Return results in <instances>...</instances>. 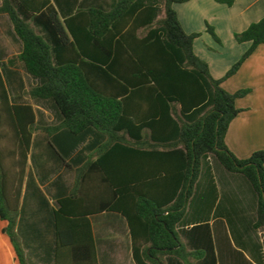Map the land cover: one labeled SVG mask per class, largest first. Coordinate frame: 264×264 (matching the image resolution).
Segmentation results:
<instances>
[{"label":"trees","instance_id":"obj_1","mask_svg":"<svg viewBox=\"0 0 264 264\" xmlns=\"http://www.w3.org/2000/svg\"><path fill=\"white\" fill-rule=\"evenodd\" d=\"M50 1L35 10L7 0L3 7L21 45L9 62L21 63L36 81L29 96L51 103L59 120L38 127L32 105L12 104L0 76V219L19 263L25 259L14 229L37 128L57 131L60 160L84 143L96 152L77 169L70 193L56 201L52 264H98L86 215H70L80 203L90 214L108 210L125 219L135 264H163V258L191 264L187 256L203 264L211 256L203 229L218 199L213 163L247 182L255 198L251 226L264 228V150L238 158L225 143L241 111L235 101L250 89L222 87L264 44V17L234 33L236 42L250 45L215 78L194 52L200 33L185 32L172 7L188 0H113L109 9L93 4L74 13H58ZM213 1L231 7L235 0ZM62 223L78 229L74 253L61 250L72 244Z\"/></svg>","mask_w":264,"mask_h":264},{"label":"crops","instance_id":"obj_2","mask_svg":"<svg viewBox=\"0 0 264 264\" xmlns=\"http://www.w3.org/2000/svg\"><path fill=\"white\" fill-rule=\"evenodd\" d=\"M7 1L14 8L27 6L32 10L43 2V0ZM112 1L51 0L50 3L58 13L61 11L74 13L81 6L103 3L110 5ZM184 3L191 6L193 4L198 7L204 6L203 14L200 15L199 10L196 12L190 10L188 14L191 19L187 18L188 14L184 18L185 9L180 5ZM4 6V0H0V76L7 89L9 100L12 104H31L38 127L57 125L58 116L51 109V103L36 102L29 96L28 91L36 84V81L24 71L18 60L9 62V59L19 54L21 45L13 34L12 25L6 13L3 12ZM172 7L185 32H195L192 22L197 16L201 18L203 15L201 19L208 22L215 33L216 31L220 33L221 28H226L233 39L235 32L245 30L251 22L264 17V0H235L231 7L213 0H188L173 3ZM216 35L220 43L213 40L219 44L222 53L225 49L221 38L217 33ZM196 40L197 38L194 40L193 49L197 55ZM208 43L207 48L213 49L211 42L208 41ZM249 45V42H244L240 43L239 47H234L220 68L216 66L212 55L201 59L208 63L212 76L219 78L230 68L229 65L240 58ZM222 87L230 93L242 88L250 89L246 96L237 98L235 101L236 107L241 111L229 124L225 136L227 147L238 158H246L255 150H264V44L256 47L236 73L222 83ZM57 136L56 130L48 135L40 128L32 133L26 176L20 197V209L14 229L15 235L22 237L20 247L25 264H52V252L55 246L53 212L58 209L56 201L67 196L72 190L77 169L96 156V152L87 149L84 143L69 157L60 160L55 152L62 145L56 142ZM125 140L132 142L127 136ZM32 148L34 153L31 151ZM32 156H34L33 159ZM222 179H224V192L227 193L232 185L227 186L230 182H226L224 177ZM220 202L218 195L215 207L207 221L208 228L203 229V232L208 235L205 241L211 249V256H205V259H202L203 264H264V228L254 229L251 226L255 216V204L247 209V213L243 208L235 209L225 206L220 208ZM80 204L75 206L78 212L70 213V215L76 216L78 213L86 215L84 217L90 223V235L94 241L95 258L98 264H129L127 260L135 264L125 219L120 214L108 210L90 214L83 211ZM79 219L69 218V221L74 222ZM6 224L5 220L0 219V264H20L12 243L3 232ZM74 226L61 224L62 230H69L70 236L68 235L67 241H72L71 245L64 246L61 250L73 253L78 250L76 245L79 242L74 238L78 229ZM123 252L128 253V256L123 255ZM172 259L169 257V261ZM187 260L191 264L197 263L190 256H187ZM165 263L166 260L163 258V264Z\"/></svg>","mask_w":264,"mask_h":264},{"label":"rangeland","instance_id":"obj_3","mask_svg":"<svg viewBox=\"0 0 264 264\" xmlns=\"http://www.w3.org/2000/svg\"><path fill=\"white\" fill-rule=\"evenodd\" d=\"M146 1L162 3V0H146ZM180 5H182L181 7L185 9L184 14H183L184 18L187 17L188 11L190 10L195 11V12L199 10L200 15L203 14L204 6H200V7L193 6L194 4L191 6L190 4L188 5L186 3L180 4ZM102 7L104 9H109L110 6L108 4L103 3ZM188 15L189 16L187 18L191 19L190 14ZM162 16H163V13L160 14V17ZM201 18L197 16V18H195L194 21L192 22L195 28L194 29L195 32L200 33V35L197 37L196 44H195V50L197 52V56H199L200 58H208L209 56L211 57L212 55V58L215 59L214 62L216 66L220 68L223 66L224 60L226 59V57H228L229 53H232V51L234 50V47L236 46L239 47L240 43L236 42L235 39H233V37L230 35V33L228 32L226 28L225 29L221 28L220 33L216 31V33L221 38L222 44L225 49V51L221 53L219 49V44L214 42L211 34L207 30L206 24L209 25V23L204 22L203 19ZM29 22L33 30L36 33L43 34V32L40 30L39 27L35 26L32 23V21H29ZM208 41L211 42V46L213 49L207 48L209 44ZM13 48H15L14 44H13ZM31 151L32 153H34V148H32ZM33 158L34 156H32V159ZM212 174H213L214 181L216 182L217 187H218V195L220 196L221 202H220L219 207L221 208L222 206H225V207H231L235 209L243 208L245 209V212L248 213L247 209L250 208L252 204L253 205L255 204V198L247 182L238 174H232V173L225 172L222 168L217 166V164L215 163L212 164ZM222 174L224 175L222 177L225 178L226 182H230V184H227V186L230 187L232 185V187L230 188L231 190L230 191L228 190L227 193L224 192V186H223L224 179H222L221 177ZM5 234L10 241V237L8 233L5 232ZM14 243H15V246L20 247L22 245V237L19 235H15ZM123 255L128 256V253L123 252ZM126 262L129 264H132L128 262V260Z\"/></svg>","mask_w":264,"mask_h":264}]
</instances>
